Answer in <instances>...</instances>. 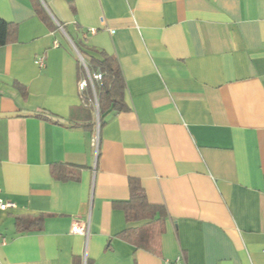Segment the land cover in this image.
<instances>
[{"label": "crops", "instance_id": "crops-1", "mask_svg": "<svg viewBox=\"0 0 264 264\" xmlns=\"http://www.w3.org/2000/svg\"><path fill=\"white\" fill-rule=\"evenodd\" d=\"M41 3L49 20L0 0L16 26L0 46V197L16 204L0 210V264H264V0ZM78 48L114 56L125 82L127 109L100 130ZM129 178L161 208L154 251L122 234L144 222L114 205Z\"/></svg>", "mask_w": 264, "mask_h": 264}, {"label": "trees", "instance_id": "trees-1", "mask_svg": "<svg viewBox=\"0 0 264 264\" xmlns=\"http://www.w3.org/2000/svg\"><path fill=\"white\" fill-rule=\"evenodd\" d=\"M32 3L37 14L42 19L49 20V15L42 6L41 0H32ZM15 35L16 26L0 18V46L10 43L14 40ZM78 50L85 60L89 74L91 76L96 72L101 74L99 80H93V87L98 104V127L100 130L104 122V117L108 113L127 109L124 102L125 82L114 56L103 50H93L96 54L86 57L80 48H78ZM83 75L84 70L80 65L79 77ZM93 100L94 96L92 89L88 86L83 94V103L85 106H88L86 109L88 116V124H86V126L88 127L95 125L94 121L90 123V110ZM72 168L74 170H72ZM77 169V166L58 164L53 168L52 174L53 177L57 179H75L78 174ZM128 188L129 199L123 202H116L114 205L120 206L123 209L126 221L144 222L136 227L127 228L122 234L138 247L154 251L156 237L161 232L160 216H157L159 212H162L161 208L147 201L145 191L138 179L129 178ZM38 221L39 223L36 226L37 229H40L41 217L38 218ZM18 224H20L19 221Z\"/></svg>", "mask_w": 264, "mask_h": 264}, {"label": "built area", "instance_id": "built-area-1", "mask_svg": "<svg viewBox=\"0 0 264 264\" xmlns=\"http://www.w3.org/2000/svg\"><path fill=\"white\" fill-rule=\"evenodd\" d=\"M89 31L91 33H94L96 30L95 28H90ZM58 45L59 43L57 41H54L53 46L57 47ZM44 59H45V55H40L37 57L36 63L41 67L44 64ZM80 62L84 70V75L81 76L77 82V87H78L80 98L83 101L84 91L87 89L88 86H90L93 92V96H94L92 106L97 110L98 104H97V99H96L95 91L93 87V80L95 81L99 80L101 78V74L99 72H96L91 76L88 72L86 63L82 59H80ZM93 144H94L95 149H97V137L94 139ZM15 208H16L15 202L0 197V210L1 211H6L8 209H15ZM71 232L82 234L87 239V236L89 233L88 223L86 222L81 223L80 221L75 220L71 225ZM4 242H5L4 238L0 236V246L3 245ZM167 264H182L181 257L177 258L173 262H168Z\"/></svg>", "mask_w": 264, "mask_h": 264}, {"label": "rangeland", "instance_id": "rangeland-1", "mask_svg": "<svg viewBox=\"0 0 264 264\" xmlns=\"http://www.w3.org/2000/svg\"><path fill=\"white\" fill-rule=\"evenodd\" d=\"M84 60V59H83ZM93 111H94V113H95V123H96V125L98 124V113H97V110L95 109V108H93Z\"/></svg>", "mask_w": 264, "mask_h": 264}, {"label": "water", "instance_id": "water-1", "mask_svg": "<svg viewBox=\"0 0 264 264\" xmlns=\"http://www.w3.org/2000/svg\"><path fill=\"white\" fill-rule=\"evenodd\" d=\"M80 58L82 59L81 55H80ZM97 113H98V110H97Z\"/></svg>", "mask_w": 264, "mask_h": 264}]
</instances>
